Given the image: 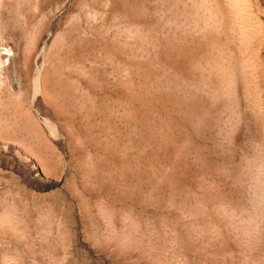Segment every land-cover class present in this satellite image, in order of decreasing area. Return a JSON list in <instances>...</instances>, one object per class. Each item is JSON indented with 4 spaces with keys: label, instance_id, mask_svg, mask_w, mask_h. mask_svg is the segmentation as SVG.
<instances>
[{
    "label": "rangeland",
    "instance_id": "obj_1",
    "mask_svg": "<svg viewBox=\"0 0 264 264\" xmlns=\"http://www.w3.org/2000/svg\"><path fill=\"white\" fill-rule=\"evenodd\" d=\"M147 4L0 1V264H264L263 135L201 115Z\"/></svg>",
    "mask_w": 264,
    "mask_h": 264
},
{
    "label": "bare ground",
    "instance_id": "obj_2",
    "mask_svg": "<svg viewBox=\"0 0 264 264\" xmlns=\"http://www.w3.org/2000/svg\"><path fill=\"white\" fill-rule=\"evenodd\" d=\"M146 23L149 31L157 27L158 48L174 69L175 81L196 100L201 115L214 118L218 130L226 131V136L235 131L246 114V105L263 135L257 147L260 158L247 159V166L256 174L257 185L260 183L264 188V9L261 3L258 0H148ZM8 60L0 59V70ZM28 66L29 62L24 80L19 83L21 89L32 87V99L40 93L48 99L45 68L37 67L31 79ZM5 70L2 83L12 86V75L8 68ZM2 128L0 145L31 157L33 153H29L23 142L4 139ZM35 163L46 172L39 158L35 157Z\"/></svg>",
    "mask_w": 264,
    "mask_h": 264
}]
</instances>
